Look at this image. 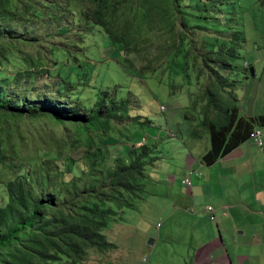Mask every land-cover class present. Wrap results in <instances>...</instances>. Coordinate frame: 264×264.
<instances>
[{
    "label": "rangeland",
    "instance_id": "1",
    "mask_svg": "<svg viewBox=\"0 0 264 264\" xmlns=\"http://www.w3.org/2000/svg\"><path fill=\"white\" fill-rule=\"evenodd\" d=\"M88 1L91 3V0ZM97 1L104 4L106 28L114 37L128 42L126 50L129 57L145 59L142 63L144 71L148 73L155 69V74H147L148 77L139 80L133 73H128L123 56L125 46L114 43L102 27L99 29L87 22L83 17V6L75 0L69 5L73 15H66L59 20L48 16L29 25V20L21 22L19 19H9V31L20 38V44L6 53L0 66V80L8 79L9 91L31 92L30 96L34 98V93L29 91V78L26 77L30 71L38 83V94L53 98L62 92L71 101L77 100L87 109H91L102 96L110 98L119 94L123 98H130L132 116H149L155 122L153 126H161L162 130L168 132L150 133L152 139L156 137L155 141L161 134L163 137L158 142L160 145L164 143L161 147L162 159L158 160L159 180L152 175L158 163L153 161L146 167L147 179L140 182L151 195L145 193L137 202V209L133 206L117 211L118 219H114L105 231L117 250L104 255L91 252L82 264H191L196 249L220 232L228 241L231 236L244 241L245 237L237 232L231 217L238 216L240 208H258L256 204H250L256 202L253 197L260 195L264 188V162L261 161L264 147L247 142V152L242 150L247 155L242 158L238 151L210 167L199 163L190 168L182 165L179 159V146L182 143L171 140L173 135L169 127L172 129L177 122L183 123L187 114L191 117L197 115L199 120V114L191 110L188 92H201L195 70L201 64L194 61L196 53L192 52L189 64L193 69L190 70V84L186 85L182 76H173L170 68L157 60L159 48L164 47L169 40V35L163 32L161 21L171 20L176 23V30L181 29L180 17L176 21L171 19L173 14L178 16L175 4L173 13L168 0ZM181 1L190 28L197 30L195 39L198 50L202 47V37H206L211 44H217L218 48L225 43L236 46L239 58L233 63V70L228 71L229 82L234 85L232 94L243 115L264 114V0H210L216 1V5L208 3L205 7L204 1ZM16 6V0H10L8 9L14 11ZM62 6V3L57 7L52 3L47 8L58 11L57 8ZM205 16L213 19V28L199 30L203 28L204 21L201 18ZM62 26L70 27L68 35L57 33ZM55 33V36H50ZM187 34L190 35V32ZM251 68H254L255 75L250 71ZM204 79L202 77L201 82ZM176 110L180 112L179 115L175 114ZM144 117H139L140 121L145 122ZM171 117L173 119L169 122ZM112 124L118 132L110 134L121 142L125 141L123 136H130L134 140L139 135L138 125L133 118L121 122L115 120ZM147 128L151 129L146 126L144 130ZM67 134L62 126L42 121L9 118L4 123L0 119V150L11 157L16 152L19 163L26 167L38 164L40 168L42 162L51 163L55 159L56 142L63 140ZM145 136L149 138L146 134L142 137ZM204 136L210 139L208 133ZM76 138L85 140V135H77ZM191 138L187 139L189 144L194 141ZM116 145H120L121 152L113 156L112 152L106 153L108 158L112 156L119 160L133 147L129 143ZM84 150L83 146H71L62 153L81 159ZM128 157L121 163L127 164ZM11 175L0 163V205L7 202L2 183L9 180ZM170 175L174 178L172 184L167 182ZM186 178H190V186L182 183ZM208 186L213 189L212 194L208 192ZM190 191L196 195L194 200L186 196ZM223 201H228L231 207L225 210ZM207 205L215 209V220L211 219ZM224 211L226 216L223 215ZM247 221H250V217H247ZM252 229L256 232L257 227L249 225L242 230L250 235ZM156 238V244L148 245L150 239ZM254 239L259 244L245 247L228 243L231 257L234 259L238 254L249 253L250 264H264V229L261 231V226L259 236L255 235Z\"/></svg>",
    "mask_w": 264,
    "mask_h": 264
},
{
    "label": "trees",
    "instance_id": "2",
    "mask_svg": "<svg viewBox=\"0 0 264 264\" xmlns=\"http://www.w3.org/2000/svg\"><path fill=\"white\" fill-rule=\"evenodd\" d=\"M71 1L16 0L15 10L10 11V0H0V66L6 53L20 44V38L9 31V19L29 20V25L48 16L59 20L73 15L69 10ZM75 1L83 6V17L87 22L99 29L102 27L114 43L125 46L123 56L128 73L144 80L147 74L157 72L155 69L148 73L144 71L142 63L146 60L136 56L130 58L126 50L128 42L114 37L106 28L104 4L97 0H91V3L88 0ZM200 1H204V7L208 3L216 5V1ZM52 3L56 7L61 3L63 6L54 11L52 7L47 8ZM180 3L181 0H168L172 12L174 4L178 12V16L173 14L171 19L176 21L180 17L181 29L176 30V23L171 20L161 21L169 40L159 48L157 60L167 65L173 76H182L187 85L190 84V70L193 69L189 60L196 53L194 61L200 62L201 66L194 69L202 89L200 93L190 91L188 94L191 110L199 114L200 120L188 133L185 142H189L187 139L190 137L194 141L201 140L208 133L211 145L200 161L210 167L249 141L255 128H264V114L243 116L232 94L234 85L229 82L228 71L233 70V63L239 58L236 46L225 43L218 48L217 44H211L206 37H202V47L198 50L197 30L190 28ZM201 19L204 23L199 30L213 28V19L208 16ZM57 33L68 35L70 27L62 26ZM192 74H195L194 71ZM26 77L34 98L30 96L31 92L9 91L8 79L0 80L1 121L7 123L9 118L32 119L62 126L68 134L56 142L55 159L51 163L42 162L40 168L38 164L26 167L19 163L16 152L11 157L0 150V163L12 173V177L2 183L7 202L0 205V264H82L91 252L104 255L117 248L105 231L114 219H118L117 211L132 208L147 194L140 182L147 179L146 167L155 161L153 156L159 144L144 128L149 126L153 133L161 126H153L155 122L151 118V123L149 116H132L131 100L120 96L119 89L118 96H102L91 109H87L62 92L53 98L38 94L34 74L29 71ZM202 77H205V82H201ZM162 109L165 110L164 107ZM139 117H144L146 121H140ZM190 117L187 114L186 119ZM126 118H133L140 132L134 140L123 136L125 141L135 144L127 152L129 162L123 164L112 156L108 158L106 153H110V146L120 141L110 134L118 132L112 122H121ZM191 118L194 119L195 115ZM145 134L149 138L145 136L147 140L143 143L145 137L142 136ZM77 135H85V140L76 138ZM67 141L70 143L67 144ZM71 146L85 148L81 159L62 153Z\"/></svg>",
    "mask_w": 264,
    "mask_h": 264
},
{
    "label": "crops",
    "instance_id": "3",
    "mask_svg": "<svg viewBox=\"0 0 264 264\" xmlns=\"http://www.w3.org/2000/svg\"><path fill=\"white\" fill-rule=\"evenodd\" d=\"M175 114L179 115L180 112L176 110ZM241 114L243 115L242 111H241ZM195 116H196L195 119H193V118H190L189 120L184 119L183 123L177 122L175 124L176 126L174 125V127L172 129H170V127H169V130L171 131V133L174 137V138L172 137L171 140H174V141L177 140V141L182 143V146L177 145V146H179V149H181L180 150L181 156L179 159H180L182 165H184L186 168H190L192 165H194L196 163L203 165L200 161V158L208 151V149L210 148V145H211L210 139L208 137H205V136L203 139L193 141L191 144H189V142H187V143L185 142V139L187 138L188 133L191 131V129L200 120V117L198 120L197 115H195ZM243 116H248V115L245 114ZM172 117L168 120L169 122L171 121V119H173ZM149 130H150V132H149ZM146 131L151 133V129H146ZM158 132H165L168 134L167 131H164L161 128L159 129ZM161 137H163V136H161V134H159L158 139H160ZM153 139H154V142H156V144L160 143V142H158L159 141L158 139L155 141L156 137H154ZM247 142L250 143L251 141L249 140ZM247 142L244 143L243 145H241L239 148H237L235 151H233L228 156L232 157L234 155V153H236L238 151H239L240 158L247 155V154L243 153V151L247 152V150H246V145L248 144ZM123 143H129L133 147H135V144L133 145L131 142H127V141H124V142L120 141L119 142V144H123ZM162 145H164V143L161 145L159 144V149L157 150V152L153 156V158H155V161H157V162L159 159H162L160 156L162 151H163L161 148ZM113 146H115V147H113ZM120 149H122L120 147V145L113 144L112 146H110L109 151L112 152L111 155L113 156V155H117L118 153H120L121 152ZM115 152H117V153H115ZM125 154L126 153H124V155ZM228 156H226V157H228ZM125 157H127V154L119 159L120 162H124L123 159ZM226 157H224V158H226ZM221 159H223V158H221ZM261 161L264 162V155L262 156ZM159 164L160 163L158 162L155 165V167L153 168L154 172L152 174L157 180H159V178L157 177L158 176L157 171H158V165ZM251 165H252V171H253V159H251ZM173 179H174L173 176L170 175L169 178L167 179V182L169 184H172ZM184 180H182V183H184ZM143 186H144V184H143ZM208 187H209L208 192L212 194L213 189L211 188V186H208ZM146 195L149 196L151 194L149 192H147ZM186 196L190 199H193V200L196 198L195 193H193L191 191L189 192V194H186ZM254 199L256 200V202L252 201L250 206H253L254 204H256L258 207L256 210H252L248 206H246L244 208H240L241 211H240V214L238 216H234V217L232 216L231 217V221L235 224V229H237V232L241 236L245 237L244 241H242L240 238H235L233 236H231L230 240L228 241L224 236H222V234L220 232L219 235L214 236V238L211 239L209 242H206V243L200 245L196 249V252H194V254L192 256L191 264H250L251 255L249 253H246V255L238 254L233 259L230 255V253L228 252V243H230L231 245L234 243H237L240 246L244 245L245 247L251 246L254 243L259 244L258 241H256L254 239V237H255V235L259 236V226H261V231L264 229V188L261 190L260 195H255L253 197V200ZM223 203H224L225 210H227V209H229V207H231V205H228V201H223ZM136 206H137V203L135 205V209H137ZM207 206H212V205H207ZM234 206H236V205H234ZM223 215L224 216L227 215L226 211H224ZM247 217H250V221H247ZM249 225L251 227H257L256 232H255V229H252L250 231V235L247 234L246 231L242 230V229L248 228ZM157 233H158V231H157ZM152 240L154 241V244H156L157 238L155 240L154 239H152ZM212 244H215V245L212 246ZM215 246H218V247H215ZM115 250H117V249H115ZM228 258H229V260H228Z\"/></svg>",
    "mask_w": 264,
    "mask_h": 264
},
{
    "label": "built area",
    "instance_id": "4",
    "mask_svg": "<svg viewBox=\"0 0 264 264\" xmlns=\"http://www.w3.org/2000/svg\"><path fill=\"white\" fill-rule=\"evenodd\" d=\"M245 67L248 68V65L245 64ZM249 140L256 144L258 147H264V128H255L249 137ZM146 142V139H143V143ZM142 145V143L140 144ZM184 183L187 186L191 185V180L190 178H186ZM207 211L210 213L211 219L215 220V209L212 206L207 207Z\"/></svg>",
    "mask_w": 264,
    "mask_h": 264
},
{
    "label": "water",
    "instance_id": "5",
    "mask_svg": "<svg viewBox=\"0 0 264 264\" xmlns=\"http://www.w3.org/2000/svg\"><path fill=\"white\" fill-rule=\"evenodd\" d=\"M250 71H252V74L255 75L254 68H251ZM153 244H154V241H153L152 239H150V240L148 241V245L152 246Z\"/></svg>",
    "mask_w": 264,
    "mask_h": 264
}]
</instances>
